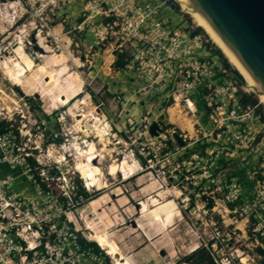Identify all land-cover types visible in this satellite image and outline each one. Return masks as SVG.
Here are the masks:
<instances>
[{"label":"built area","instance_id":"2783aa9c","mask_svg":"<svg viewBox=\"0 0 264 264\" xmlns=\"http://www.w3.org/2000/svg\"><path fill=\"white\" fill-rule=\"evenodd\" d=\"M76 1L0 0L1 27L19 13L35 30L36 21L65 13ZM80 3L66 32L69 46L89 67L98 58L99 76H124L137 85L129 96L118 91L111 97L117 117L128 112L132 118L125 132L136 128L133 139H121L158 189L176 194L177 216L192 238L187 256L204 249L214 264H264V120L257 106L242 102V81L216 60L200 33L162 16V1ZM120 55L124 65L117 69ZM154 123L160 131L151 135ZM33 138L30 131L0 133V166L20 170L35 189L34 196L15 193L14 178L0 173V264H107L106 251L80 243L91 241L75 215L85 198L77 193L72 169L59 168L65 157H56L54 144L43 155L36 138L34 146L21 147V139ZM82 182L88 194L92 188Z\"/></svg>","mask_w":264,"mask_h":264},{"label":"rangeland","instance_id":"374dc122","mask_svg":"<svg viewBox=\"0 0 264 264\" xmlns=\"http://www.w3.org/2000/svg\"><path fill=\"white\" fill-rule=\"evenodd\" d=\"M80 1L82 2V0H77L72 3L65 13H61L56 17H47V19L43 21H36L37 29L35 30L37 31V36H35L36 31L33 30L34 27L29 25L32 20L27 15L22 16L20 19L18 18L19 13H17L14 15L15 22L8 20L9 22H6L3 27H1L2 22H0V62L9 59L16 60L15 58H17V56L12 49L17 47V43L20 40L23 41L22 46L26 54L33 60L35 65L37 64L36 66L41 65L46 60V67L53 70L64 63L66 70L64 71V67H62L61 70L65 73L69 72V74L77 73L79 75V81L75 84L79 85L81 88L80 94L67 105L55 107L53 106V98L56 96V93H51L49 96L46 95L44 98L41 97L39 93L33 91L25 94L19 87L12 85L6 79L0 66V123L5 122L8 124L7 128L15 130L18 135L26 131H30V133L34 135L31 142H27L26 139H21V147L27 148L34 146L32 141L36 138L39 141L41 140L42 153L45 155L46 148L54 144L56 149H58V152L55 153L56 157H65L63 162L59 165L60 170L66 172L71 168L72 171L69 172V175L74 178L75 184L81 187L83 186V182L78 173L73 169V166L79 160L75 148L79 146L80 150L84 151L90 143H94L98 154V164L96 166L100 168L104 174L102 179L106 182V187L100 190L92 188L88 193L90 196L89 199H85L83 205L75 212L77 218L79 216L81 233L83 235H88V231L85 229L87 223L93 225L99 232L106 231L108 234L110 233V237L119 247L120 252L124 253H122L124 255L123 263L127 258L131 264H134L133 259H128L125 253L127 254V252L135 248L136 245L133 242V237H141V239H143L144 233L148 235L151 234L150 236L153 238L152 242L161 243L159 245L161 248L158 246L159 249L164 251L166 249L171 253L172 258L169 262L170 264H186L183 263L184 258L187 256L184 248L186 246L188 247L192 238L188 234H185L186 229L184 221L181 217L177 216V209L174 211L176 218L173 220L172 227L168 228L164 233L162 231V233L157 232L159 231L157 230L159 227L155 224L151 225V222H144L145 231L138 230L134 225V221L138 219L137 210L140 209L138 205L149 196H154L158 191H162V189L159 190L154 184V181L146 175L147 173L141 169L143 167L130 157L132 153L130 150L131 147L127 146L122 141L121 137L128 135L133 139L136 128L130 132H125L127 131L126 127L128 126V120L132 118L126 117L128 112H123L120 117H117L119 109L114 108L113 102L111 101V97L114 93L120 91L125 93L126 96H129L137 85H132L131 89H128V85L125 82L126 79L124 76H120L115 81V84H113V82L109 83L111 90L105 91L106 86H104V88L102 86L104 85L103 82H105L104 78L98 75V71L96 72L98 58L92 60V65H94V67H89L87 63H84V59L82 61L77 59V54L73 53V47L69 46L66 32L73 24L74 18L79 15L81 6ZM144 1L158 5L161 4L160 0ZM172 1L176 4V9L172 10L165 6L161 11L162 16L171 19L175 26H187L194 30L199 29L200 35L205 40L208 48L213 51L216 60L220 62V57L222 56L225 61L224 65L242 81L244 93L256 99L264 117V105L260 103L254 93L246 89L242 77L232 68L234 66L229 64L228 60L225 59L221 52V56L215 54V51L218 49L214 43L204 31L193 22L191 16L183 12L177 2L174 0ZM10 17L9 19H11ZM40 24L43 27L39 26ZM41 43L47 46L50 52L47 54L42 52V50L39 49ZM41 56L44 57V59ZM79 56H83V52ZM64 72H61L62 76L60 81H63L65 78V75L63 76ZM26 74L25 77L23 76L22 78L29 83L28 85H32L31 87L37 85V87L43 86V84L41 85V77L35 72V69L33 72L28 71ZM94 76L95 78L92 79ZM96 77L98 78L96 79ZM120 81H123V83ZM106 83H108V81H106ZM195 100L199 112L204 114L202 101H200L198 97H196ZM133 102L136 104L135 107L139 111H142L139 105L140 98L135 97ZM100 103L102 105H99ZM130 108L131 104L129 103L127 105V110L129 109L131 112L132 109L130 110ZM171 115H173V110ZM102 133V138L105 139L106 142L108 141V147H103L102 144L98 143L99 136H101ZM35 154L36 153L33 155ZM122 160H127V162L131 164L134 175L128 180H124L122 174H116L115 178L114 176L113 178L108 176L107 172L111 164L117 165ZM0 173L8 174L14 178L11 184V190L13 192L29 196L35 195V189L26 181L25 177L21 175L20 170H12L7 165H1ZM166 194L169 197L173 195L171 198L177 205V200L175 198L176 194L174 195V193L169 191H167ZM91 201H97V205H94L95 207L93 206V209L98 207L100 209H96L95 212L90 211L89 203ZM158 233H161V235H158ZM96 246L98 247L97 244ZM152 247L158 259L163 261V258L165 259L167 257V254L164 257L160 256L159 253H157L158 249L156 247L154 248V246ZM98 249L100 250L99 247ZM103 255L106 257L107 264H114L115 260L119 258L115 256L114 259H112L111 256L106 255L104 252ZM152 262L154 263L153 260Z\"/></svg>","mask_w":264,"mask_h":264},{"label":"bare ground","instance_id":"6f19581e","mask_svg":"<svg viewBox=\"0 0 264 264\" xmlns=\"http://www.w3.org/2000/svg\"><path fill=\"white\" fill-rule=\"evenodd\" d=\"M180 6V9L189 14L193 20V22L199 26L204 33L209 37V39L214 43L216 48L224 55L225 59L228 60L229 64H231L234 70L242 77L244 81V86L249 92L254 93L259 99L260 103L264 105V92L259 91L258 87L250 84L251 78L244 70V68L240 65V63L236 60V58L231 54V52L226 48V46L221 42V40L215 35V33L210 29L202 16L194 9L190 8L189 3L186 0H174ZM40 40V39H39ZM23 41L17 43V47L12 49L14 50L17 58L16 60H4V62H0V66L3 70V73L6 79L14 86L20 88L22 92L27 94L30 91L35 93H39L41 97L44 98L46 95H50L51 93H56V96L53 98L55 107L57 106H65L72 99L77 97L80 94V86L75 83L79 81V75L77 73L69 74V72L65 73L66 68L64 67V63L58 66L57 68L50 70L46 67V60L41 64L36 66L33 60L26 54L23 48ZM40 50L44 53L50 52V49L41 43ZM7 54V53H6ZM43 55V54H42ZM14 57V56H13ZM42 57V56H41ZM46 57V56H45ZM44 59V57H42ZM1 59V58H0ZM14 59V58H13ZM43 61V60H42ZM64 67V71L61 68ZM39 74L42 80L41 87H31L32 85H28L29 83L26 80H23V76L30 71ZM61 72H64L63 76L65 78L63 81H60ZM27 75V74H26ZM39 78V77H38ZM39 81V80H38ZM41 82V81H39ZM38 83V82H37ZM48 100V99H47ZM172 110L170 111L171 120L173 122H177V119H174V115H171ZM178 123V122H177ZM82 124V123H81ZM188 129H191V126L188 125ZM103 133L99 136V144H102L103 147H108V141L102 138ZM76 155L79 160L74 166V170L78 173L79 177L87 184L88 187L94 188L96 190H100L106 187V182L103 181L104 174L101 169L96 165L98 154L96 150V145L94 143H90L86 150H80L75 148ZM104 150V149H103ZM75 153V152H74ZM96 162V164H95ZM110 166V165H109ZM116 174H122L124 180H128L130 177L134 175L133 167L131 164L127 162V160H122L117 165L111 164L108 168L107 175L115 178ZM122 178V177H121ZM175 195V194H174ZM173 197V195L171 196ZM169 196H167L165 191H160L156 193L154 196L148 197L145 201L140 203V210L137 212L139 215L138 219L134 221L135 227L142 231H145L144 222H151V225H157L159 227V231H164V229H168L172 227L173 220L176 218L175 210L176 204L175 201ZM97 201H92L89 203L92 208L96 205ZM95 207V206H94ZM93 211V210H92ZM149 227V226H148ZM157 227V228H158ZM86 228L90 230L89 238L95 241L100 248L104 249L106 253L113 257L117 256L121 260L116 259V264H128L129 260L126 258V263L124 261V253L120 252L119 247L112 240L108 232H98L93 225L86 224ZM155 228V227H154ZM148 229V228H147ZM155 230V229H154ZM143 231V232H144ZM153 231V230H152ZM145 235V233H144ZM148 235V234H147ZM151 235V234H150ZM149 236V235H148ZM123 253V254H122Z\"/></svg>","mask_w":264,"mask_h":264},{"label":"water","instance_id":"95a60500","mask_svg":"<svg viewBox=\"0 0 264 264\" xmlns=\"http://www.w3.org/2000/svg\"><path fill=\"white\" fill-rule=\"evenodd\" d=\"M175 10L172 0H160ZM264 92V0H186ZM160 131L154 123L150 134ZM180 146L183 141L174 135ZM135 225V223H134ZM163 255V253H160Z\"/></svg>","mask_w":264,"mask_h":264},{"label":"crops","instance_id":"0c3cea01","mask_svg":"<svg viewBox=\"0 0 264 264\" xmlns=\"http://www.w3.org/2000/svg\"><path fill=\"white\" fill-rule=\"evenodd\" d=\"M98 71V69L96 70V72ZM97 76V75H96ZM95 78V76L92 78V79H94ZM98 77H96V79H97ZM118 78H116V79H108V78H104V81L105 82H103V84L104 85H102V86H106V88H105V91L106 90H111V87L109 86V83L110 82H113V84H115V81L117 80ZM106 81H108V83H106ZM121 83H123V81H120ZM125 82H126V84L128 85V89H131V87H132V84H131V82L130 81H128V80H125ZM106 84V85H105ZM125 84V83H124ZM104 88V87H103ZM131 104V108L130 109H132V107L134 106V104L133 103H130ZM129 111V110H128ZM130 179V178H129ZM151 184H153V183H151ZM158 192H160V191H158ZM149 197H151V196H149ZM92 202V201H91ZM90 202V203H91ZM97 205V204H96ZM138 206H140V204L138 205ZM91 210L90 211H92V212H95L96 211V209H100L99 207L98 208H96V209H93V207L92 208H90ZM140 209H138V211H139ZM137 211V212H138ZM91 212V213H92ZM138 217H139V215H138ZM81 219V218H80ZM136 224V223H135ZM91 225V224H90ZM85 229L88 231V238H89V235H90V230H88L86 227H85ZM166 230H168V229H164V231H166ZM164 231H162L163 233H164ZM99 232V231H98ZM161 232V233H162ZM161 233H158V235H161ZM143 236V235H142ZM143 239H141V237H133V242H134V244L136 245L135 246V248H133L130 252H127V254L125 253V255H127V257H128V259H130V258H132L133 259V261H134V264H168L169 262H170V260H171V253H169V251H167L166 249H165V251L167 252H165L164 250H161V249H159L158 248V246L161 244L160 242H157V243H155V241H153L152 242V240H153V238H151V236L149 235H147V233H145V235L142 237ZM90 239V238H89ZM91 240V239H90ZM91 241H93V240H91ZM93 242H95V241H93ZM96 243V242H95ZM97 244V243H96ZM98 245V244H97ZM152 246H154V248L156 247L157 249H158V251H157V253H159V255H160V253H163V255H160V256H166V254H167V257L164 259L163 258V261H161L160 259H158V256L157 255H155L154 254V250H153V247ZM98 247H99V245H98ZM160 248H161V246H159ZM102 249V248H101ZM104 250V249H103ZM105 251V250H104ZM114 257L115 256H113L112 258L114 259ZM117 257V256H116ZM120 259V258H119ZM118 259V260H119ZM152 260L154 261V263L152 262ZM115 262H116V260H115ZM167 262V263H166ZM124 263H126V261L124 262ZM128 264H131V263H128ZM170 264V263H169ZM173 264V263H172Z\"/></svg>","mask_w":264,"mask_h":264},{"label":"trees","instance_id":"16d2710c","mask_svg":"<svg viewBox=\"0 0 264 264\" xmlns=\"http://www.w3.org/2000/svg\"><path fill=\"white\" fill-rule=\"evenodd\" d=\"M200 30L199 29H195V33H199ZM215 54L217 56H221L220 51H215ZM124 58L125 55H120L115 63V67L117 69H121L124 65ZM221 62L224 65V59L222 58V56L220 57ZM226 64V63H225ZM226 66V65H225ZM227 67V66H226ZM233 68V67H232ZM242 102H244L245 104H249L251 106H257V111L261 114L262 116V110L260 108V106H258L256 99H254L252 96L250 95H246L243 94L242 96ZM263 120L264 117L262 116ZM7 125L5 122L0 123V133L6 132L8 130ZM45 188H48L46 185H43ZM78 195H82L85 199H89V195L84 191V189L79 186L78 191H77ZM80 243L82 246L87 247V248H91L93 249L95 252H99L100 250L98 249V247L96 246V244L94 242H85L84 240H80ZM106 259V258H105ZM183 263L186 264H214L212 259L210 258V255L208 254L207 251H205L204 249H200L197 252L188 255L184 258Z\"/></svg>","mask_w":264,"mask_h":264}]
</instances>
